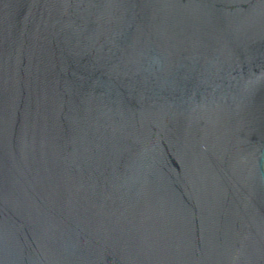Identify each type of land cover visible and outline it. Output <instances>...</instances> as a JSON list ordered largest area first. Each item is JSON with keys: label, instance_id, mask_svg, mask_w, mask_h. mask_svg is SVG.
Segmentation results:
<instances>
[{"label": "water", "instance_id": "water-1", "mask_svg": "<svg viewBox=\"0 0 264 264\" xmlns=\"http://www.w3.org/2000/svg\"><path fill=\"white\" fill-rule=\"evenodd\" d=\"M0 264H264V0H0Z\"/></svg>", "mask_w": 264, "mask_h": 264}]
</instances>
